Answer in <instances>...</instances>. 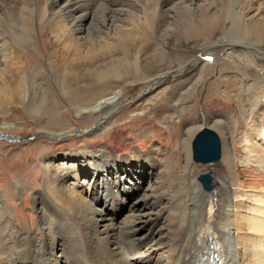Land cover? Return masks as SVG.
I'll return each instance as SVG.
<instances>
[{
    "label": "bare ground",
    "instance_id": "bare-ground-1",
    "mask_svg": "<svg viewBox=\"0 0 264 264\" xmlns=\"http://www.w3.org/2000/svg\"><path fill=\"white\" fill-rule=\"evenodd\" d=\"M253 1L152 0L153 4L149 1L153 9L151 13L154 12L151 16L156 15L155 21L152 18L153 26L149 27V29L152 28L154 35L159 33L162 24V27H165V20L167 23L170 17L180 13L184 17L194 16L197 20L199 19L203 31L202 29V32L199 31L198 27L197 30L201 34L195 33L198 35L194 37L200 39L203 46L215 43L212 37L215 31L223 30L228 24H237L246 29L252 28L255 41L226 39L227 43L223 47L224 56L228 61L237 64L240 70L251 67L256 74L255 78L258 79L249 85L244 79L239 81L240 84L234 95L241 108V119L237 122L238 124H248L256 118L264 119V112H258L264 107V68H260L261 73L255 72L257 63L251 53L253 51L255 55H259L256 50L261 51L260 48L264 45V0L260 1L261 6L258 12L250 17L248 13ZM135 2L133 0H0V112L12 105L21 106L24 102H29L31 93L34 94L41 86V84L39 86L40 78L28 72V63L22 62L14 55L15 46H25L26 43H31L34 34L44 33L48 37L46 45L51 56L47 57V67L54 75L57 84H62L60 85L61 93L67 99L71 96L70 89L69 87L64 89L67 87V82H60L56 70L61 65H65L62 76L67 78L68 74L72 75L69 69L72 65L77 68L83 67L84 71L95 64L100 65L103 59H108L107 66L109 67L106 70L96 72L99 69L96 67L91 73L100 89L109 88V81L104 80L108 76L114 80L130 76L133 70L129 68L121 70L114 63L119 57L120 60H124L129 55L130 47V40L126 42L128 37L121 38L120 36L118 39L114 36L117 33L123 35L114 14L128 10L127 5L135 7L138 4ZM96 5L102 6L103 10L108 9L107 12L100 13L102 15H96L99 20L102 16L104 21V26L99 32L101 35L104 34V42L92 41L86 35L89 32L85 33L88 30L85 31V27L81 26L82 21L91 16L93 18L90 9L96 10V7L93 8ZM114 6H121V8L126 6L127 8L117 9ZM134 7L132 9L135 12L137 6ZM147 7L150 8V6ZM10 9L13 10L12 13L34 10L38 12L35 24L24 32L25 35L16 39L8 38L2 30L6 12L8 14ZM144 12L143 10L141 14ZM146 13L149 15L148 12ZM119 14L116 15L119 16ZM126 15L128 16L127 13ZM121 18L119 16L120 20ZM162 21L164 22L161 23ZM138 23L140 24L139 21ZM142 25L138 26L144 38L147 31ZM189 30L187 32L190 35L191 30ZM157 37L154 36V57L160 51L164 57L166 55V51L162 50L164 44ZM40 42L42 46L41 39ZM113 42H117L115 49H113ZM116 50L120 54L118 58L115 56ZM218 51L211 52L207 49L204 55L205 63L202 65L203 70L210 59H215ZM140 56L138 53L136 62ZM86 74L85 76L83 74V77L88 78ZM166 74L162 72L144 78L146 81H153L151 92L156 90L155 85ZM73 76L74 80L78 79V75ZM226 82V85L230 84ZM43 83L47 90L50 89L45 81ZM128 83L133 84L134 81ZM216 83L209 86V89H213L215 93L218 90ZM122 91L121 88L111 92L108 96L92 98L90 104H76L73 108L78 117L83 114L95 116L97 112H103L106 106H113L116 109L123 97ZM245 92L247 93L244 97ZM47 96L44 90L41 103L33 112L42 110V106L47 103ZM139 96L144 97L145 93ZM169 108L172 110L169 113L171 117L177 112V107L170 105ZM139 112L144 113V109H139ZM177 117V122L176 120L171 122L181 127V138H177L176 142L183 148L182 157L178 158L173 151L165 153L159 169L155 163L151 164L154 171L148 178L147 185L139 188L141 191L129 205L128 212L117 221H114L112 215L105 217L104 212L109 203L112 207L121 195L128 196L133 192L134 186L126 184L125 181H116V177L113 181L115 185L109 184L110 182L104 176H107L109 169L116 170L119 160L107 155L103 149L81 153L78 156V162H74L72 158H64L60 162L51 156L43 159L41 165L43 167L41 172L43 193L39 207L36 208L41 221L39 234L34 231L28 232L18 224L15 211L5 198L8 189L0 191V264H136L141 260L150 261L159 248H165L167 252L164 256H157L154 264H264V181H262L261 188L251 187L245 183L237 185L235 176L236 173L238 176L240 170L251 167L247 156L254 155L253 153L257 151L260 152L253 156L255 157L254 162L261 164L264 169V123L254 127L250 124L249 130H246L248 134L243 133V136L239 138L242 154L238 163L235 160L237 150L235 141L238 138L234 137L224 125H216L219 131V136L215 132L220 144L219 158L202 163L193 158L192 141L195 134L202 128L210 129L212 125L214 127V124L210 125L211 116L205 115L204 123L196 126L194 130L189 126V121H181L180 115ZM236 118L238 119V116ZM253 124L255 123L252 122ZM3 126L12 125L6 122L0 123V127ZM94 126L92 133L106 127L107 123L101 121ZM250 131H252L251 134H249ZM60 136L55 135V137ZM147 155L151 158L149 153ZM17 157L18 155H14V159L11 160ZM251 168L257 169V167ZM87 171L90 172V177L85 176L80 180L79 175ZM261 172L264 174V170ZM200 174L207 176V186H202L197 180ZM99 187L101 191L103 190L101 201L94 197L95 194L101 193ZM22 190L21 183H13L12 191L15 195L18 196ZM136 202L140 203L137 207H135Z\"/></svg>",
    "mask_w": 264,
    "mask_h": 264
},
{
    "label": "rangeland",
    "instance_id": "rangeland-1",
    "mask_svg": "<svg viewBox=\"0 0 264 264\" xmlns=\"http://www.w3.org/2000/svg\"><path fill=\"white\" fill-rule=\"evenodd\" d=\"M133 1H136V4H141L136 5L134 3L137 6H135L136 8L133 5L132 7L127 5L128 8L126 6H122V8L121 6H114L117 9H123L124 7L128 9L124 10L125 13L124 11H122L123 13L119 12L120 14L116 12V14H119L120 18L123 17L121 20L118 15L114 14L116 23L120 25L123 33V35L117 33L114 36L118 39H120V36L121 38L126 36L128 37L126 42L130 40L129 55L124 59L126 62L120 60L119 51L116 50L115 56L119 58L118 60L115 59L114 63H116V67H119L121 70L129 68L133 70V73L119 80H114L110 76L104 78L107 82L109 81V88L107 89H100L94 82L95 80L91 73L96 67H99L96 72L106 70L109 67L107 66L108 59H103L100 61L102 62L100 65L95 64L94 66L86 68L84 71L83 67L77 68L71 64L72 68L69 69L72 75L68 74L69 78L68 76L67 78L62 76L65 65H61L57 68L56 70L59 74L58 78L60 82H67V87L64 89L69 87V92H71L70 98L67 99L61 93L60 85L62 84L60 83L58 85L54 75L48 70L46 61L47 57L51 56V53L46 45L48 37L44 33H40V35L34 34L31 43H26L25 46H15L14 48V55L20 58L22 62L26 61V63H28V72H32L36 74L38 79L40 78L39 86L40 84L41 86L34 94L31 93L29 102H24L21 106L12 105L5 111L0 112V123L6 122L12 125L9 127H0V191L8 189V194L5 198L15 211L16 218L19 221L18 224L28 232L34 231L38 232L37 234L40 233L41 221L38 218L39 213L36 208L39 207V201L43 193L41 182L43 167L41 165L43 164V159L48 156L54 157L55 160L60 162L63 161L64 158H72L74 162H78V156L81 153L103 149L107 155L118 159L119 162L117 163L116 170L109 169L107 176L105 175L104 177L111 185H115L113 181L116 177V181H125L126 184L134 186V190L128 196L121 195V197L117 198L113 203L114 206L110 207L111 203L108 204L104 216L110 217L112 215L114 216V221H117L128 212L129 205L141 191L139 188L147 185V180L151 177L152 171H154L151 164L155 163L159 169L163 161V156L166 155L165 153L168 154L174 151L178 155V158L183 153V148L176 142L177 138H181V127H179L177 123L171 122L172 120H176L175 122H177L178 115L181 116V121H189V126L192 127L193 130L196 126L204 123L205 115L211 116L212 121L210 125L214 124V127L212 125L210 129L214 130L217 134L219 131H217L216 125H224L230 133L232 132L234 137L238 138L235 141L237 147L235 160L237 163L238 160L241 159L242 154L239 138L243 136V133L248 134L246 130H249L250 124L254 127L264 123V119L258 118L252 121L255 123L253 125L252 122L248 124L237 123L241 119V108L236 102L234 95L237 86L240 84L239 81L244 79L247 85H249L253 84V82H256L258 79L255 78L256 74L251 67H246L241 70L238 69L237 64L228 61L224 56L225 52H223V47L225 43H227L225 42L226 39L237 41L249 40L248 42L255 41V34L252 28L246 29L237 24H228L230 27L227 25L223 30L215 31L212 36L215 43L203 46L201 45V40L194 37L201 34L199 33L201 29L203 31L199 19L197 20L194 16L184 17L182 13H180L174 15V17H172L173 19L170 17L167 23L166 20L165 22L162 21L161 23L164 22L165 27H162V24L161 28H163L164 31L160 28L161 32L159 31L157 35H154L152 28L149 29V27L153 26L156 18V15H154V17L151 16L152 13H154H151V11H153L151 8V4H153L152 0H147L148 2L145 0L146 3L144 0ZM149 1L152 3L149 4ZM260 1L261 0H254L251 3V10L248 13L250 17L258 12L261 6ZM147 3L149 5H147ZM98 6L99 5L93 7H96V10L90 9L93 18H91V16L85 19L82 21L81 26L83 28L85 27V31L88 30L85 33L89 32V34L86 35L92 39V41L96 42L97 40L99 42H104V34L101 35V33H99L101 32L100 29L104 26V21L102 16H100V20L98 16L100 13L103 14L107 12L106 10L108 9L103 10L102 6ZM147 6H150V8ZM133 7L136 9L135 12L134 9H132ZM148 8L150 10H148ZM143 10L147 16H144V13L141 14ZM12 11L13 10L10 9L8 14L6 12L2 30H4L8 38L16 39L25 35L26 33L24 32L35 24L38 12L34 10L31 12L12 13ZM146 12L149 13L151 18ZM188 18L190 20H187ZM193 18L194 20H192ZM137 21H139L140 24H137ZM143 21H145V24ZM150 21L152 24H150ZM91 22L93 23L91 24ZM142 23L145 31H147L144 38H142L141 28L138 26L142 25ZM191 23L194 26H192ZM190 26L191 28H189ZM87 27L88 29H86ZM92 27L94 28L91 29ZM198 27L199 31L197 30ZM242 28H244L243 32H241ZM180 29L186 30L185 33ZM189 29L191 30L190 35L189 32H187ZM181 32L185 35H183V33L181 35ZM176 35L177 37H175ZM154 36L155 38L158 36V40L164 44L162 49L166 51L164 57L161 51L154 57ZM184 36L185 38H183ZM40 39L43 41V47L40 44ZM115 44L117 45V42H113V49L117 48ZM207 49L211 52L216 50L219 51L216 53L215 59H210V62L204 68L205 70H203L202 65L205 63L204 55ZM260 50L261 51L256 50V53L259 55H255L252 50L251 53L257 63L255 72L259 71L261 73L260 68H264V45ZM138 53L141 56L136 62L135 59ZM49 60L51 61V59ZM181 66L183 67L180 69ZM88 72L90 74H86ZM162 72H166L167 74L155 85V87L157 86L156 90L151 92L153 81H146L144 78H149L150 75ZM83 74L84 76L85 74L88 75V78L83 77ZM73 75H78V81L74 80ZM44 81L48 84L50 89L47 90L46 86L43 85ZM130 81H134V83L129 84L128 82ZM226 81L230 84L226 85ZM214 82L218 84L216 87L218 88L216 91L217 93H215L213 89H209V86ZM147 86L149 87L147 88ZM121 88L123 89V97L118 102V107L116 109H114L113 106H106L103 112H97L95 116H91L90 114H83L81 117L77 116L73 108L74 105H80L82 103L85 105L90 104L92 98L108 96L111 92ZM44 90L48 95L47 103L45 106H42V110L33 112L38 104L41 103ZM85 91H87V93H84ZM144 93V97L139 96ZM246 93L247 92L243 93L244 97ZM32 103L34 105H31ZM170 105L177 107V112L172 114L171 117L169 116V113L172 111L169 110ZM166 107L168 109H166ZM139 109H144V113L139 112ZM258 112H264V107ZM236 116H238V119ZM112 117L113 119L110 121ZM169 118H171V120ZM101 121H106L107 126L92 133L95 127L94 125ZM251 132L252 131H250L249 134H251ZM55 135L61 136L55 137ZM257 142L260 143V141ZM258 152L260 151L253 154L257 155ZM147 153H149L151 158L148 157ZM14 155H18V157L15 160H11L14 159ZM254 155L247 156V160L250 162L251 167H257V169L248 167L240 170L238 176L236 173L237 185L245 183L251 187L261 188L262 181H264V174L261 170L264 169L261 164L254 162ZM82 170H84L83 167ZM113 171L114 174L112 173ZM90 175L89 171L81 173L79 179L82 180L83 177H90ZM197 180L200 181V179ZM16 182L21 183L23 186V190L18 196L12 191L13 183ZM99 190L101 191V187H99ZM102 192L103 190L101 193L99 192L94 196L98 201L102 200ZM139 202L135 203V207L140 205ZM166 252L165 248H159L155 251L150 261L141 260L136 264H154L157 256H164ZM60 258H62V256H60Z\"/></svg>",
    "mask_w": 264,
    "mask_h": 264
},
{
    "label": "water",
    "instance_id": "water-1",
    "mask_svg": "<svg viewBox=\"0 0 264 264\" xmlns=\"http://www.w3.org/2000/svg\"><path fill=\"white\" fill-rule=\"evenodd\" d=\"M192 155L194 160L199 162H211L219 158L220 144L215 131L209 128H202L192 141ZM207 176H199L201 183L207 186Z\"/></svg>",
    "mask_w": 264,
    "mask_h": 264
}]
</instances>
